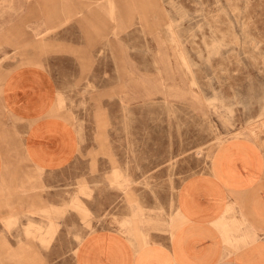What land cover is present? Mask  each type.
Masks as SVG:
<instances>
[{
  "label": "rangeland",
  "instance_id": "obj_1",
  "mask_svg": "<svg viewBox=\"0 0 264 264\" xmlns=\"http://www.w3.org/2000/svg\"><path fill=\"white\" fill-rule=\"evenodd\" d=\"M88 1L0 0V56L18 52L0 87L17 66L46 70L79 136L67 166L35 170L48 180L36 200L52 204L41 264H74L95 229L169 233L177 186L207 167L215 134L264 139V0H113L112 14Z\"/></svg>",
  "mask_w": 264,
  "mask_h": 264
},
{
  "label": "crops",
  "instance_id": "obj_2",
  "mask_svg": "<svg viewBox=\"0 0 264 264\" xmlns=\"http://www.w3.org/2000/svg\"><path fill=\"white\" fill-rule=\"evenodd\" d=\"M106 1L112 14L113 0ZM98 3L87 4L91 8ZM11 55L0 56V62ZM55 104L54 80L41 67L17 66L2 79L0 264H41L43 256L51 259L52 250L43 254L38 241L43 226L38 215L51 210L52 204L42 206L36 200L41 182L48 180L35 170L55 172L79 150L77 131L56 113ZM3 111L17 119L16 127L10 126ZM226 134L209 140L217 147L207 167L178 184L174 196L178 221L169 233L152 232L149 237L148 232L144 240L143 230L131 237L117 229H95L77 244L74 264H264V139L236 137L238 131ZM130 189L128 206L136 216L142 207L131 198Z\"/></svg>",
  "mask_w": 264,
  "mask_h": 264
}]
</instances>
